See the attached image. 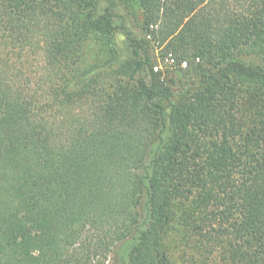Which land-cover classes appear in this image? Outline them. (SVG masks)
Instances as JSON below:
<instances>
[{
	"label": "trees",
	"instance_id": "16d2710c",
	"mask_svg": "<svg viewBox=\"0 0 264 264\" xmlns=\"http://www.w3.org/2000/svg\"><path fill=\"white\" fill-rule=\"evenodd\" d=\"M175 225L264 264V0H0V264H173Z\"/></svg>",
	"mask_w": 264,
	"mask_h": 264
},
{
	"label": "rangeland",
	"instance_id": "374dc122",
	"mask_svg": "<svg viewBox=\"0 0 264 264\" xmlns=\"http://www.w3.org/2000/svg\"><path fill=\"white\" fill-rule=\"evenodd\" d=\"M117 11L120 16H124V10L118 8ZM127 28H129L132 34L135 37L141 38V34L138 31L137 26L135 25L134 19H128L125 22ZM117 49L124 55L128 54L129 42L127 41L126 36L123 33H119L117 36ZM86 50H98L93 44H88ZM154 58L157 61L155 66V72L162 71L164 73L163 77L167 80H171L173 86H178V83H173V80H179L181 74L179 72L180 67L178 65H170L167 62V58L161 56L160 49H155ZM141 76L146 80L150 81V72L148 69H145ZM181 226H176L172 229L169 236L164 240L165 248L171 255V260L173 264H230L225 255V248H222L215 243L213 240L207 241L206 239L203 243L199 240L198 237L193 238L191 242H187L184 239L182 240L181 236L184 235ZM195 240V241H194ZM221 248V249H220ZM118 254L122 252V247L120 246ZM223 251V253L221 251ZM117 254V252H116ZM115 253L111 256V259L107 264H118L117 255Z\"/></svg>",
	"mask_w": 264,
	"mask_h": 264
},
{
	"label": "built area",
	"instance_id": "2783aa9c",
	"mask_svg": "<svg viewBox=\"0 0 264 264\" xmlns=\"http://www.w3.org/2000/svg\"><path fill=\"white\" fill-rule=\"evenodd\" d=\"M167 62H168L170 65H174V64H176V60H175V58H174L172 55L168 56V58H167ZM181 67H182V68H186V67H187V61H183L182 64H181Z\"/></svg>",
	"mask_w": 264,
	"mask_h": 264
}]
</instances>
